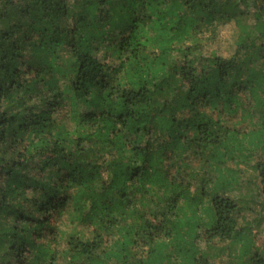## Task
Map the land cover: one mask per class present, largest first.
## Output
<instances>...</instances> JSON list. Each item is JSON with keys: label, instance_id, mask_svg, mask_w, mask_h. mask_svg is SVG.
<instances>
[{"label": "trees", "instance_id": "obj_1", "mask_svg": "<svg viewBox=\"0 0 264 264\" xmlns=\"http://www.w3.org/2000/svg\"><path fill=\"white\" fill-rule=\"evenodd\" d=\"M262 221L264 0H0V264H264Z\"/></svg>", "mask_w": 264, "mask_h": 264}, {"label": "rangeland", "instance_id": "obj_2", "mask_svg": "<svg viewBox=\"0 0 264 264\" xmlns=\"http://www.w3.org/2000/svg\"><path fill=\"white\" fill-rule=\"evenodd\" d=\"M247 185L244 183L242 188H241V193L245 194L247 193ZM254 233H256L257 236L262 237L264 236V221H262L259 224L254 225Z\"/></svg>", "mask_w": 264, "mask_h": 264}]
</instances>
